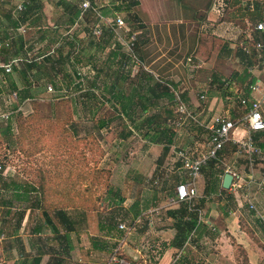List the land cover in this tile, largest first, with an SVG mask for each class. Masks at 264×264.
Masks as SVG:
<instances>
[{
	"label": "rangeland",
	"instance_id": "rangeland-1",
	"mask_svg": "<svg viewBox=\"0 0 264 264\" xmlns=\"http://www.w3.org/2000/svg\"><path fill=\"white\" fill-rule=\"evenodd\" d=\"M60 1L41 0L43 4L41 18L37 20V26L32 24L31 20L27 21V29L23 33L27 47L20 51L19 57L23 59L39 57V60L43 61L40 54L49 53L57 58L59 55L57 50L63 47L64 54L73 51L72 57H74L76 67L82 73L92 77L95 73L94 66L101 65L102 61L106 59L111 44H106L105 48H98L94 44L96 39L91 29L93 16L90 15L91 20H87V22L81 20L71 25L69 9L59 4ZM66 1L71 2L73 13L80 7L82 0ZM124 1L132 0H92V3L100 11L105 8L114 9L116 5L122 4ZM139 1L141 4L134 7L133 11L122 12L118 15L126 18L132 27H141L140 22L142 21L147 23L146 27L138 28V33L148 37V41L143 47L147 54V60L151 61L147 67L152 68L154 65H158L159 69H163V73L167 74L166 77L178 84L174 87L172 84L166 83V86L171 92L175 88L187 103L185 91L188 87H192L199 103L198 107H193L188 103L189 110L195 117L186 116L177 112V104L173 96L168 105L173 110L174 117L171 118V123H174L179 133L176 142L171 145L168 155L164 158V145L151 143L127 120H121L117 116L112 117L115 112L110 103L101 106L93 116L89 114L88 109L83 107L80 100L76 99L82 91L75 88L67 74L73 71V65L69 61L66 64L67 70L64 67L58 68L59 77L62 78L64 84V91L67 93L64 100L68 101L54 98V90H48L50 83L44 79L38 81L35 77L32 80V92L37 98L27 97L20 100L14 91H18V95L21 91L28 92L21 74L14 69L15 65L23 66V61L18 60L14 55L20 46V35L11 30V21L5 15V13H11L14 19L20 16V13H15L14 10L20 0H0V33L10 34L12 31V35H16L14 47L9 52H3L2 61L8 63L15 59L18 60L13 62V70L9 72L15 77L18 85L16 88L7 80L6 74H1L2 79L0 77V129L10 124L12 137L16 142L10 149L5 148L4 144H0L2 146L0 147V159L6 164L3 174L6 178H13L14 175H17L30 183L43 182L46 185L47 193L43 196L41 206L50 210L66 206L69 214L76 220L75 230L71 231V241L74 247H81V250L70 254L66 264H104L112 253L111 248L119 242L116 238L122 239V237H125L127 242L125 246L127 248L122 251L132 259L134 258L137 264H157V254L153 250L155 232L150 229L148 221L152 220L156 225L164 227L168 223H172V220H166L167 211L170 209L168 207H174V204L168 205V199L173 195L176 196L178 180L184 178L174 151L178 148H186L194 153L204 152L211 135L207 124L212 116L216 113L225 116L226 109L230 110L228 115L231 117L232 114L237 117L242 113L239 99L232 92L234 88H228V85H223L222 81L229 77L239 81L241 77L234 73H239L244 66L248 67L253 64L244 55L240 46L236 45L234 48H230L229 40L226 39L225 43L218 41L225 37L218 36L219 31L215 33V26H211L212 29H209L208 38H206L207 36L203 37L202 33L206 29L201 28L203 21L217 25L221 18L233 22L238 19L237 23L242 27L251 26V22L248 24L245 19L248 18L247 12L237 11L238 8L233 9L240 0H177V2L164 0L166 13L162 15L156 10L158 7L153 4L154 0H145L144 4L143 0ZM253 1L258 3V7L263 12L264 0ZM195 9H199L200 13L206 11L207 15L203 14V21L197 20L199 19L198 12L194 11ZM212 9L216 13L217 9L221 10L220 13L223 17L215 18V20L209 19L208 15ZM237 14L239 15L237 16ZM153 15H157L156 18L154 17L155 20ZM176 19L185 20L175 22ZM164 20L170 22H164ZM56 23L61 25L58 31L50 28ZM128 23L127 25L131 27ZM173 23H175L174 26ZM42 30L46 31V39L41 38ZM128 31H123L125 37ZM194 35L198 36L200 43L202 38L205 40L201 43L205 48V53L216 54L212 51H217L219 46L225 45L222 50L223 57L214 60L213 68L209 64L204 65L203 60L197 58L199 44L192 55L191 40L194 39L192 37ZM67 42L75 43L74 48ZM190 55L193 58L192 62L188 60ZM211 57L209 56L204 62L211 63L209 61ZM259 62L256 66L259 70L258 73L263 76L261 70L264 64L262 60ZM109 64L112 69L105 68L106 73L118 71L119 75L126 76L130 72V75H127L128 81L136 79V74L142 65L133 62L129 57L126 59L119 57V59L111 60ZM48 68L52 69L51 66ZM214 73L217 77L216 80H213ZM251 79H247V83ZM91 80L87 84H90ZM172 94L175 95L174 92ZM202 94L205 96L201 97ZM71 98L76 101L78 114L74 113ZM213 98H216L217 102L219 101V108L216 109V112L210 113L208 109L202 112ZM51 101L55 105H51ZM2 114H9L10 118L7 119ZM108 118L111 119V122L100 127L101 120ZM179 120L181 122L177 123ZM242 126H245V123ZM129 129L132 133L126 138L123 137L122 131L127 132ZM258 134L257 132L256 138L260 146L259 141L264 140V136L260 138ZM209 164L203 169L201 177L198 179L199 192L207 201V203L201 204L204 208L206 207L204 216L208 215L207 210L212 211L214 216L212 230H209V226H207L204 228L205 231L207 233L210 231L211 233L219 232L218 228L224 224L223 221L226 217H237L241 228L247 230L248 234L253 236L252 238L259 244L257 251L254 252L256 264H264V153L250 159L246 152L238 150L236 144L227 143L220 158L215 160V167L213 168ZM228 170L239 173L250 184L247 188L240 189L237 196L235 191L230 189L223 193L220 191L210 193L207 190V185L212 186L213 172L218 171V188L220 190V179H222L223 173ZM111 187L119 188L125 197L121 210L110 204L109 189ZM153 190L157 191L159 200L151 207L166 206H163L158 215L145 214L146 216L137 224L134 234L125 235L119 225L116 227L105 222L114 214L121 218L137 201L143 204L145 199L152 197ZM235 196L241 198L240 205H238ZM9 197H11L10 193H4L0 189V203ZM32 199L34 200L32 201ZM32 199L30 201H14V206L9 213H7V208L0 205V228L3 227L5 233V239L0 241V247L5 250L4 256L7 261L4 264H13L16 256L21 258L19 251L12 252L11 247H26L25 242L28 247H32L33 240L36 243L35 247H52L54 250L61 247L57 235L48 229L35 232L36 226L43 221V214L40 207L32 206V204L37 205L35 198ZM198 199L196 198L197 206ZM249 200L255 203L256 209L250 208ZM18 208L25 211L19 227L15 219ZM127 217V219H121V222L131 221L133 213L129 212ZM13 224H15L13 229L16 232L10 234L9 231ZM104 226H110L113 229L114 238L105 237L107 232L102 230ZM0 233L2 232L0 231ZM94 241L101 246H104L105 243L107 252L92 251L91 247H95ZM207 241L209 240L207 239ZM230 242L232 241L230 240ZM202 247L204 248L192 249L190 252L191 260L195 263L221 261L225 264H246L249 260V253L243 248V245L234 242L233 247L235 248H231L229 251H216L212 242H203ZM129 260L131 261V259Z\"/></svg>",
	"mask_w": 264,
	"mask_h": 264
},
{
	"label": "trees",
	"instance_id": "trees-1",
	"mask_svg": "<svg viewBox=\"0 0 264 264\" xmlns=\"http://www.w3.org/2000/svg\"><path fill=\"white\" fill-rule=\"evenodd\" d=\"M59 4L65 6L66 9H69L68 14H70L69 22L71 25H74L81 20L87 22V20H91V15L94 18L92 23L93 26L101 21V16L108 18L116 17L122 12L133 11L134 7L139 6L141 2L139 0H132L129 2L124 1L122 2V4L116 5L114 9L105 8L100 10L99 12L94 8H90L84 13L83 19H80L81 7L77 8L72 13L73 8H71V2L61 0ZM24 5L25 8L20 11L15 10V7V13H20V16L15 17V19L12 17L11 13H5V15L11 21V30H13V32H17V35H20V46L19 49H17V51L14 53V55L17 59H21L23 61V66L19 67L18 65H15L14 69L19 74H21L23 82L25 83V85H27L25 87L28 88V90L26 89L28 92L23 93L21 91L18 95V91H16L19 99L24 100L27 97H32L34 99L37 98L32 92V80L33 77H35L36 80L39 81L44 79L53 86V90L55 92L54 98H56L57 100L63 99L62 101H68L64 100L65 96H67V93L64 91V84L62 78L59 77L60 71L58 70V68L64 67V69H66L67 61H69L73 65V71L67 74L71 78V82L74 83L75 88L82 91V93L77 96L76 99L80 100L83 107L88 109V112L91 116H93L101 106L106 103H110L111 108L115 112V115H113L112 117L117 116L121 120H127L132 124L135 130L142 132L143 136L151 143L163 144V158L166 157L171 149V145L176 142L179 133L174 123H171V118L174 116L173 110L169 107L170 105L168 104L171 103L174 95L166 86V83L172 84L174 87L178 84L173 80H169L168 77H166L167 74H164L163 69H159L158 65H154L152 68L147 67V65L151 61L147 60V54L143 47L147 43L148 37H145L141 33H138V28L146 27L147 23L142 21L140 22L141 27H132L131 23L126 18L124 19L126 23L129 22L128 24L131 25V27H129L128 25L129 31L127 32V36L125 38L129 40L133 34H135L136 36L131 51H128L127 47H125V45H123L121 41L115 36V32L110 25L103 24L104 30L102 35L100 37L93 35L96 39L94 44L98 48H105L106 44H111V47L109 49V52L107 53L106 59L102 61L101 65L97 64L94 66L95 73L92 77H90L89 75L82 73L76 67L74 57H72L73 51H69L64 54L63 47H60L57 50L59 53L57 58H55L53 55H50L49 53L40 54V56H42L43 58V61H40L39 57H26L24 59L19 57L20 51L27 47V43L24 40L23 33L18 32L17 29L19 26L23 24L25 25L28 20H31L32 24L37 26V20L41 18V12L43 9L41 0H25ZM194 11L198 12L197 17L199 19L197 20L200 21H203L202 17H204L205 14L207 15L206 11L205 13H200L199 9H195ZM249 13V22L252 23V21H255V25L264 17V13L261 12L257 2H255L253 7H251ZM174 24L175 23H173V26ZM52 26L53 27L50 28H54V31H58L61 27V25H59L58 23L53 24ZM253 29L251 30L249 35H247L245 38L243 37L238 41V43L241 44L242 52L248 55L250 63L259 62V60H262L260 58L258 59L259 51L256 48V43L260 40H264V34L260 31H254ZM42 31L43 34L41 38L46 39V31ZM13 32L11 31L10 34L0 33V39L2 41L1 60L3 52H9V50L14 47L16 35H12ZM10 36H14L13 42L7 44V39ZM192 37L194 39L191 40V53L197 50L199 44L198 36L194 35ZM62 38L63 37L61 36V39ZM67 44H70L73 48L75 46V43L72 42H67ZM246 48H249V52L246 51ZM192 55L188 57V60L192 58ZM133 56H135L136 58H134ZM119 57L124 59L129 57V59H132L133 62L142 64L138 73L136 74V79L128 81L127 75L129 76L130 72L126 76L119 75L118 71H112L109 73L105 72V68L112 69L110 68L111 65L109 64L110 61L117 58L119 59ZM48 66H51L52 69L48 68ZM2 71L4 72L3 75L6 74L5 77L8 81H10L11 85L16 88L18 85L15 77L11 73H5V70L3 68ZM213 77V80H216L215 78L217 77L215 73L213 74ZM2 78L3 77H1V79ZM90 80L91 83L87 84V82H89ZM233 80V78L229 77L227 79H223L222 81V84L228 85V88H234L232 92L235 91ZM241 96L250 98L248 92ZM242 97L238 98L239 102ZM70 101L73 103L74 113L78 114V106L75 99L71 98ZM53 104L54 102L51 101V105ZM235 117V114H232V118ZM109 122H111L110 118L102 119L99 126L103 127L104 125H108ZM131 133L132 132L129 129L127 132L122 131L121 135L126 138ZM258 133V137L261 138L264 136V131ZM19 136L20 138H22L21 135ZM0 144H4V147L7 149H10L13 145L16 144L12 137L10 124H7L5 127H2V129H0ZM259 144L264 149V140H260ZM214 163L215 160L211 161L209 165H212V167L214 168ZM0 166V189L4 193H10L11 196L0 203L3 208H7V213L11 212V208L12 206H14V201H30L34 197L37 205L32 204V206L40 207L43 214V221L36 226L35 232H42L43 230L48 229L49 231L57 235L61 247H72L71 229L75 230L76 220L69 214L66 206L55 207L53 210H50L46 207L44 208V206H41V202L44 194L47 193V189L45 187L46 185L43 182L30 183L29 181L22 179L17 175H14L13 178H6L3 174L6 164L1 159ZM223 174L225 175V173ZM213 175L214 177L212 179V186H210V184L209 186L207 185V190L210 193H218L219 191L220 193H223L224 191H227L228 189L223 187L222 181L220 183V190L218 188V171H214ZM182 180L185 179H179L178 183ZM109 192L111 193L110 204L117 206L121 210L122 204L125 201V197L121 194L120 189H113L111 187L109 189ZM152 192V197H150V199H145L143 204L137 201L128 209L125 215L123 214L121 218L114 214L105 222H108L109 224L113 226L115 225L117 227L120 224L121 219H127L129 212H132L133 218L131 219V221H129V224L133 225L139 217L143 218L144 216H146L144 212L147 209H149L154 204H157L159 200L157 198V191L153 190ZM33 193H35L36 195H32ZM33 200L34 199H32V201ZM201 204L203 205L204 202L198 203L197 207H203ZM167 212L168 215L173 218V226L176 229V234L171 243V245L174 247H178L180 249L184 248L186 242H188L190 237H192L197 231H200L199 233H202V229L208 226L206 222L199 220V212L197 210H189V205L187 202H181L177 208H170ZM15 214V219L18 222L19 227L24 218L25 211H21V209L18 208ZM148 223L150 224L149 221ZM14 225L15 224L12 225V229L9 231L10 234L16 232V230L13 229ZM0 231L4 233V228H0ZM32 242L33 247H35V241L33 240ZM36 242L39 243L38 241ZM93 243L96 248L107 250V247H105V243L104 246L99 245L98 243H96V241H94ZM118 246L119 242L113 247ZM42 247H38V252L35 255L29 257L26 264L41 263L45 254V251H43ZM50 249L53 252V256L47 264H66L67 259H64L62 255L60 253L58 254V251L54 250L52 247H50ZM122 255L126 258L131 259L132 264H137L134 258L132 259L128 254H125V252H123ZM186 258L188 259V255L186 256Z\"/></svg>",
	"mask_w": 264,
	"mask_h": 264
},
{
	"label": "crops",
	"instance_id": "crops-1",
	"mask_svg": "<svg viewBox=\"0 0 264 264\" xmlns=\"http://www.w3.org/2000/svg\"><path fill=\"white\" fill-rule=\"evenodd\" d=\"M147 1V0H146ZM145 0H143V4H144ZM173 2V1H172ZM175 2H177V0H175ZM174 2V3H175ZM153 4L156 5V7H158V9H156L159 14H163L166 13L165 11V7H164V0H154ZM255 4V2L253 0H240V2L233 7V9H237V11H241V12H247L248 13V18H245L246 21H248L249 23V12L251 7H253V5ZM180 5V4H179ZM177 6V5H176ZM175 6V7H176ZM180 8H182V6L180 5ZM232 9V11H234ZM219 11V12H218ZM221 10L217 9V13L212 10H210L209 12V19L215 20V18H220L223 17V15H221ZM225 14V13H224ZM241 14V13H240ZM220 15V16H219ZM239 14H237L238 16ZM157 15H153V19L154 17ZM156 18V17H155ZM155 20V19H154ZM182 21L185 19H176V21ZM170 22L169 20H164V22ZM189 21V19H188ZM239 20L237 19L236 22L230 20L227 21L225 19H222L220 21H218L219 23H208L207 21H203L201 28L206 29L205 32L202 33L203 37L207 36L206 38L209 37V29H212L211 26H215L214 30L216 29L215 33L217 31H219V35L218 36H224L225 39H218V41H221L223 43H225L227 40H229V47L230 48H234L236 45L240 46L241 48V44L238 43L239 40H241L243 37L245 38L247 35L250 34L251 30L253 29L254 31H257L255 29V21L253 23H251V26H247L246 27H242L241 24L237 23ZM245 33V34H244ZM245 35V36H244ZM227 39V40H226ZM205 42V40L202 38V42ZM199 41V45H200V49H198V53H197V58H199L200 60H203L204 65L205 64H209L211 66V68L214 67V60L216 59H220L223 57V53L222 50L225 47V45L219 46L217 48V51L213 50L212 52H216V54H210V53H205V48H203L202 44ZM245 56H247V58L249 59L247 54H244ZM209 56L211 57L209 59L210 62H204V60L208 59ZM260 57L258 56V59ZM250 60V59H249ZM261 61V60H260ZM260 62H254L252 63L253 65H250L248 67L244 66L242 70L239 71V73H234V75L236 76H240L241 79H239V81L237 80H233V85L235 86V91H233V93L238 97H242L241 95L246 94L247 92L249 93L251 98H260L262 99L263 102V111H264V75L261 76V74L258 73V69L257 66ZM208 68V67H206ZM212 71V69H210ZM212 73V72H211ZM210 73V75H211ZM261 73L264 74V67L261 70ZM252 78L250 80V82L247 83V79ZM261 80V89L259 92L253 93L250 90V86L252 83L256 82L257 80ZM263 83V84H262ZM237 93V94H236ZM185 95L187 98L188 103L191 104V106L193 107H198V100L196 98V95L194 93V90L192 87H188V89H186L185 91ZM204 95V94H202ZM201 95V97H202ZM205 96V95H204ZM216 98H213L203 109L202 112H204L206 109H208V112H216V109L219 108V104L216 101ZM187 103V104H188ZM240 105V104H239ZM189 106V105H188ZM230 110L226 109L225 110V116H229ZM201 112V111H200ZM221 114H214L212 116V118L210 119L209 123L207 125H210L214 118L219 116ZM246 128L245 126L240 125L235 131L234 134L237 137H243L246 135ZM224 179V174L222 175V179L221 181L223 182ZM199 189V187H198ZM232 190V189H230ZM233 191V190H232ZM235 195L237 196V192H235ZM251 195V193H250ZM235 196V197H236ZM203 194L199 192V201L198 203H202L205 202L207 203L206 199L203 198ZM236 200L238 202V205H240V201L241 198H237ZM252 201V200H251ZM179 205L175 204L173 208H177ZM209 208V207H208ZM207 208V209H208ZM201 209L204 211L206 210V207H201ZM264 211V209H263ZM208 215L204 216L203 221L206 222V224L209 226L208 229L210 230L211 227L214 225V216L212 211L210 212V210H207ZM259 216V214H258ZM264 217V215H263ZM216 218V217H215ZM166 220H172V223H168V225L161 226V225H156L152 220L149 221L151 222L150 225V229L152 231L155 232V244L153 247L154 252L157 254L156 258L158 259V264H198L195 263L193 260H191V256H190V252L192 249H202L204 247H202V243L205 242H212V245L215 246V250L222 252L223 251H229L231 248H235L233 247V242L236 244H241L243 245V248L249 253V260L246 262V264H256L255 258H254V252L257 251L258 249V242L253 239L251 235L248 234L247 230L242 229L239 219L237 217H226L225 220L223 221L224 224L218 228L219 232H215V233H211V231L209 233H207L205 231V229L203 228V232L199 233L200 231H197L191 238H189L188 242H186L184 248H178V247H174L171 245L172 240L174 239V236L176 234V229L173 226V218L170 217L168 215H166ZM139 224V223H138ZM149 229V230H150ZM103 231L107 232V235H105L106 238H114L112 231L113 229L110 228V226H104L102 228ZM212 230V229H211ZM71 231H73V229H71ZM134 234V233H133ZM258 234V233H257ZM207 239L209 241H207ZM116 240H121L120 238H116ZM206 240V241H205ZM230 240L232 242H230ZM26 243V247H11V251L12 252H16L19 251L21 258L19 257H15L14 263L13 264H26L28 262L29 257L35 255L38 252V247H28L27 242ZM215 243V244H213ZM127 244V242L125 241V243L122 245L123 249H126L127 247H125ZM261 247V246H260ZM88 248V247H86ZM43 251H45V254L43 256V259L41 261L40 264H47L52 256H53V252L50 249V247H42ZM81 250V247H74L72 244V247H58L57 251L62 255V257L64 259H68L70 254H74L77 253ZM92 251L95 252H102V253H106L107 250H104L102 248H96V247H91ZM4 252L5 250L3 249V247H0V259L2 260L1 264H4L6 261V258L4 256ZM187 252V253H186ZM188 255V259L186 258V256ZM89 262V261H88ZM91 262V261H90ZM221 261L218 262H210V261H206L203 264H220ZM202 264V263H199ZM221 264H225V263H221ZM229 264V263H226Z\"/></svg>",
	"mask_w": 264,
	"mask_h": 264
},
{
	"label": "built area",
	"instance_id": "built-area-1",
	"mask_svg": "<svg viewBox=\"0 0 264 264\" xmlns=\"http://www.w3.org/2000/svg\"><path fill=\"white\" fill-rule=\"evenodd\" d=\"M24 3L25 0H20L15 10H23L25 8ZM80 7V19H83L84 13L90 8H94L99 12V9L93 5L92 0H82ZM103 24L110 25L115 32V36L121 41L123 45H125V47H127L128 51H131L136 36L135 34H133L129 40L125 38L123 31L129 30V28L122 16L117 15L113 18L101 16V21L91 27L92 34L100 37L104 30ZM26 29V24H23L19 26L17 30L20 33H24ZM255 29L264 34V17L256 23ZM13 39L14 36H10L7 39V44L12 43ZM1 48L2 41L0 39V77L1 74L4 73L3 71V73L1 72L2 68L5 70V73H9L13 70V62L19 60L15 59L14 61L8 63L3 62L1 60ZM256 48L259 51V57L260 59H262V62L264 64V40L258 41L256 43ZM246 51L249 52V48H246ZM133 57L136 58L135 56ZM189 61L192 62L193 59L190 58ZM260 89L261 80L259 79L256 82L252 83L250 86V90L253 93L259 92ZM48 90H53V86L51 84L48 85ZM172 92H174L175 94L174 97L177 104V112L186 116L195 117L189 110L187 102L184 100V98L181 97L177 90L173 88ZM14 94L18 96L16 91H14ZM202 97H204V95H202ZM239 104L240 108L242 109V113L237 117L232 118L231 116L219 115L214 118L213 122L210 125H207V127L211 130V135L204 152L194 153L190 152L186 148H178L174 151L177 162L180 164L179 168L182 169V172L184 173L185 180L177 183L176 196L169 197L168 205H179L181 202H187L189 205V210H197L199 212V220L203 221L204 211L201 208L197 207L196 198L199 197L198 179L201 177L203 169L209 164V162L218 160L220 158V155L225 149L227 143L236 144L238 150L246 152L250 159H253V156L264 153V149L258 145L256 138L257 132L264 131V111L262 99L254 97H242ZM2 116H5L7 119L10 118L9 114H2ZM180 122L181 121L179 120L177 123ZM243 123H245L247 132L245 136L240 138L235 136L234 131ZM227 172L233 175V181L230 189L234 190L235 192H238L242 188H247V186L250 184V182L248 184L245 178L239 173L232 170H228ZM163 206L166 205L151 207L147 209L144 214L158 215ZM249 206L252 209H256L255 203L251 200H249ZM171 207L172 206H169L168 208ZM141 219L142 217H139L133 225H130L129 222L126 221L120 222L119 228L124 231L125 235L133 234L136 230L137 224ZM3 239H5V233H0V241H2ZM125 241L126 238L122 237V239L119 241V246L112 248V253L109 256L108 261L104 264H132V262L128 258L122 255V245L125 243ZM1 263L2 260L0 259V264Z\"/></svg>",
	"mask_w": 264,
	"mask_h": 264
},
{
	"label": "water",
	"instance_id": "water-1",
	"mask_svg": "<svg viewBox=\"0 0 264 264\" xmlns=\"http://www.w3.org/2000/svg\"><path fill=\"white\" fill-rule=\"evenodd\" d=\"M233 181V175L229 172H226L223 179V187L226 189H230Z\"/></svg>",
	"mask_w": 264,
	"mask_h": 264
}]
</instances>
